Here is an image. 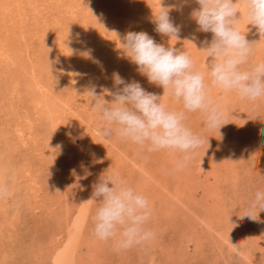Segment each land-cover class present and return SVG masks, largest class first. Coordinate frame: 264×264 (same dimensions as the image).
<instances>
[{"label":"rangeland","instance_id":"rangeland-1","mask_svg":"<svg viewBox=\"0 0 264 264\" xmlns=\"http://www.w3.org/2000/svg\"><path fill=\"white\" fill-rule=\"evenodd\" d=\"M173 4H182L170 12L182 26L178 38L154 30L161 6ZM237 6L238 28L255 43L250 63L262 62L264 39L249 25L244 0ZM198 7L195 0H0V185L7 190L0 264H261L264 211L257 220L239 213L264 191V100L212 89L227 125L210 131L203 113H188L186 124L205 143L179 172V153L149 152L115 133L103 139L91 110L88 91L95 86L110 102L114 73L180 110L137 71L121 42L128 31L147 32L186 51L207 77L212 58L203 42L213 34L191 18ZM114 171L152 208L153 238L129 250L92 233L93 185Z\"/></svg>","mask_w":264,"mask_h":264},{"label":"clouds","instance_id":"clouds-1","mask_svg":"<svg viewBox=\"0 0 264 264\" xmlns=\"http://www.w3.org/2000/svg\"><path fill=\"white\" fill-rule=\"evenodd\" d=\"M244 2L249 25L264 39V0ZM195 3L199 7L191 11V18L199 31L213 34L210 42H203L206 47L202 51L212 58L207 77L195 69L186 51L158 44L147 32L128 31L121 42L124 54L138 66L137 71L150 83L161 86L164 95L181 102L180 110L170 109L160 96L147 92L138 81L126 82L119 73L113 74L115 91L105 89L112 97L110 102L104 94H97L95 86L88 91L94 98L91 110L97 113L103 139H110L115 133L149 152L179 153L173 172L184 170L205 143V138L186 124L188 113H203V127L210 131L227 125L222 97L213 98L212 89L234 92L250 102L264 100V61L250 63L255 43H250L238 28L241 21L238 0H195ZM172 10L181 11L182 4L161 6L154 16V30L178 38L182 26L171 18ZM261 134L264 135V129ZM68 135L71 137V132ZM93 189L90 200H95L98 206L92 216V233L98 240L112 241L117 250H129L151 241L154 233L147 225L152 208L145 194L131 186L119 171L102 175ZM6 195V188L0 185V198ZM261 211H264V191L258 190L239 217L257 220ZM260 262L264 264V256Z\"/></svg>","mask_w":264,"mask_h":264},{"label":"bare ground","instance_id":"bare-ground-1","mask_svg":"<svg viewBox=\"0 0 264 264\" xmlns=\"http://www.w3.org/2000/svg\"><path fill=\"white\" fill-rule=\"evenodd\" d=\"M21 7V6H20ZM67 11V10H66ZM62 16V15H61ZM61 20V19H60ZM55 21V20H54ZM19 23V22H18ZM23 28V27H22ZM1 73V72H0ZM5 82V81H4ZM8 82V81H7ZM217 226V225H216Z\"/></svg>","mask_w":264,"mask_h":264}]
</instances>
